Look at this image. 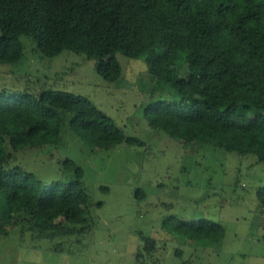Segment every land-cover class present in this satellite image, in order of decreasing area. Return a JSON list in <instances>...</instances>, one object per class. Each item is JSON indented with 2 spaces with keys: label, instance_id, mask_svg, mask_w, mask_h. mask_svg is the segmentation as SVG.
<instances>
[{
  "label": "trees",
  "instance_id": "16d2710c",
  "mask_svg": "<svg viewBox=\"0 0 264 264\" xmlns=\"http://www.w3.org/2000/svg\"><path fill=\"white\" fill-rule=\"evenodd\" d=\"M22 36L43 58L66 51L93 59L110 83L122 75L117 53L143 58L158 77L152 92L167 88L172 95L148 101L150 128L264 163V0H0V63L20 62ZM68 130L92 152L143 145L77 92L46 83L0 90V236L18 229L20 246L59 239L70 252L93 232L91 211L102 203L93 202L80 165L61 160L60 179L49 183L10 166L24 148L63 145ZM163 207L169 213L161 226L172 240L207 247L224 237L220 223L178 218L173 205ZM256 212H264V186L256 188ZM142 241L134 264H147L158 242Z\"/></svg>",
  "mask_w": 264,
  "mask_h": 264
},
{
  "label": "rangeland",
  "instance_id": "374dc122",
  "mask_svg": "<svg viewBox=\"0 0 264 264\" xmlns=\"http://www.w3.org/2000/svg\"><path fill=\"white\" fill-rule=\"evenodd\" d=\"M24 56L18 64L0 63V90H39L42 83L56 90L90 98L126 127L125 135L143 145L91 151L70 130L61 146L14 153L10 166L34 173L44 183L60 179V161L68 158L83 168L93 202V232L81 237L69 252L64 240L41 239L20 246L18 229L0 236V264H134L142 237L156 239L147 264H264V212H256V188L264 186V163L235 152L176 140L149 127L143 111L151 99H170L167 88L153 91L143 58L117 53L120 79L105 81L95 61L83 54L62 52L49 59L20 38ZM180 73L188 75L187 66ZM142 189L147 198L137 193ZM171 213L189 220L205 219L225 228L221 241L196 247L170 239L162 220ZM61 242L63 246H59ZM66 248V249H65Z\"/></svg>",
  "mask_w": 264,
  "mask_h": 264
}]
</instances>
